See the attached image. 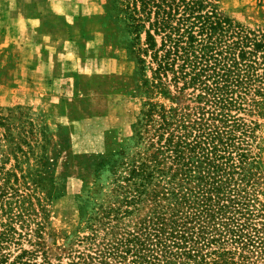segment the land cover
<instances>
[{"label":"rangeland","instance_id":"obj_1","mask_svg":"<svg viewBox=\"0 0 264 264\" xmlns=\"http://www.w3.org/2000/svg\"><path fill=\"white\" fill-rule=\"evenodd\" d=\"M120 1L0 0V115L10 117V131L0 128L1 149H7L5 134L24 142L18 163L10 157L4 167L14 176L0 180L6 194L0 230L13 229L1 251L8 262L22 255L25 264H82L115 251L142 217L167 207L168 189L185 186L170 154L152 161L151 152L168 136L160 142L159 116L137 122L153 107L165 114L168 132L187 127L186 133L203 104L171 75L155 88L149 55L137 53L145 35L130 33ZM202 2L244 29H264V0ZM260 94L252 93L243 111H232L247 128L244 158L233 154L238 167L228 185L241 220L247 211L264 215ZM142 163L161 169L150 184L134 187L139 181L129 174ZM132 189L142 192L139 200ZM201 254L206 264H264L263 252L245 253L230 243H214ZM112 263L132 264V253Z\"/></svg>","mask_w":264,"mask_h":264},{"label":"trees","instance_id":"obj_2","mask_svg":"<svg viewBox=\"0 0 264 264\" xmlns=\"http://www.w3.org/2000/svg\"><path fill=\"white\" fill-rule=\"evenodd\" d=\"M202 1H120L130 33L136 39L142 33L145 35V48L137 53L149 55L154 66L153 80L157 81L155 88L162 87V80L171 75L173 84L182 83V90L190 88L192 93L197 92L196 98L203 107L200 120L189 126L190 131L185 133L184 127L178 134L168 132L170 125L165 114L153 107L143 113L137 125L141 126L144 119L151 122L157 114L160 142L168 135L151 152L152 161L158 160V155L170 154L167 158L185 186L178 185L175 193L168 189L163 196L165 201L170 200L167 207L157 205L160 209L142 217L136 229L120 241L121 248L87 258L82 264H87L86 260L111 264L130 252L132 264H206L201 253L214 243L237 245L245 253H264V215L247 211L242 214L244 220L236 219L237 194H230L228 186L238 167L233 154L244 158L242 144L247 135L246 124L232 111H243V105L251 102L248 97L252 93L261 96V90L264 91V29H244L214 9L206 10ZM156 37L160 38L158 47ZM138 62L144 63L141 59ZM4 114L0 115V128L9 132L10 117ZM3 137L9 139L6 150L0 144V180L5 182L14 175L4 172V167L10 157L18 163L17 154L24 142L19 134L16 139L7 134ZM160 169L157 164L152 168L140 164L129 174L139 183L131 185L150 184L154 171ZM132 192L138 193L135 200H139L142 192ZM5 196L0 184V202ZM10 232L13 229L0 230V264H25L21 262L22 255L8 262L1 253ZM109 256L115 258L109 262Z\"/></svg>","mask_w":264,"mask_h":264}]
</instances>
